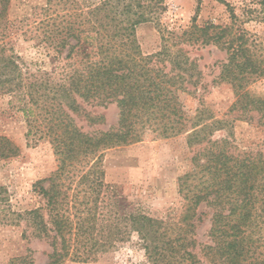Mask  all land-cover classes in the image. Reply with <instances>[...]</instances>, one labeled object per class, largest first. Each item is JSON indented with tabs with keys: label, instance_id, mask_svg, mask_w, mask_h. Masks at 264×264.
I'll use <instances>...</instances> for the list:
<instances>
[{
	"label": "trees",
	"instance_id": "obj_1",
	"mask_svg": "<svg viewBox=\"0 0 264 264\" xmlns=\"http://www.w3.org/2000/svg\"><path fill=\"white\" fill-rule=\"evenodd\" d=\"M53 2L64 5L56 14ZM200 4L191 24L175 31L162 27L166 0L47 1L42 6L47 17L39 24L48 47L58 57L66 53L59 77L58 66L43 77L28 75L22 57L0 40V95L18 100L27 140L49 139L59 160L58 169L34 186L43 204L13 212V224H26L25 238L50 245L47 264L94 260L133 235L151 264H264V149L242 150L229 137L213 138L228 120L202 100L195 117L188 118L181 101L182 93L196 96L207 87L199 56L192 53L215 47L225 54L216 83L229 84L236 97L229 112L247 121L258 117L264 127V99L247 89L264 77L263 41L240 24L233 9L230 24L198 23ZM257 4L247 9L248 19L264 20V0ZM9 5L10 0H0V27ZM150 22L162 33V47L145 54L136 32ZM84 103L116 104L117 124L84 131L76 118L87 113ZM148 130L164 138L188 133V143L197 145L193 170L179 178L187 207L180 223L135 207L105 180V151L140 142ZM20 153L0 133V157ZM203 204L212 210L207 244L195 236L194 220ZM29 259L6 264L33 263Z\"/></svg>",
	"mask_w": 264,
	"mask_h": 264
},
{
	"label": "rangeland",
	"instance_id": "obj_2",
	"mask_svg": "<svg viewBox=\"0 0 264 264\" xmlns=\"http://www.w3.org/2000/svg\"><path fill=\"white\" fill-rule=\"evenodd\" d=\"M47 1L49 0H10L8 18L0 27V40L4 38L8 46L22 57L28 75L43 77L46 72L53 73L55 66H58L59 77L60 70L66 63L63 60L66 53L58 57L48 47L47 42L42 40L43 27L39 24L47 17L42 9ZM76 1L90 5L97 0ZM166 1L168 9L161 17L162 27L175 31L186 29L197 13L198 0ZM257 5V0H201L198 23L212 21L220 25L230 24L233 9L241 18L240 24L263 41L264 46V20L248 19L247 15V9ZM63 7L64 5L53 2L51 13L56 14L55 11ZM136 35L145 54L161 49L162 33L155 22L140 25ZM192 55L199 56L207 87L202 88L196 96L181 94L188 118L195 117L197 109L204 102L218 118L228 120L227 127L216 131L213 138L229 137L242 150H263L264 127L260 125L259 118L247 121L238 119L234 112H229L236 99L234 90L229 84L216 83L218 62L224 60L225 54L210 47L194 51ZM247 89L251 94L264 99V77L249 84ZM19 106L16 98L12 102L9 96L0 95V133L10 137L21 149L17 157H0V264L25 256L33 260L31 264H47L50 245L45 240L32 236L25 238L23 234L26 224H13L17 221L13 212L36 209L43 204L34 186L58 169L59 160L49 139L37 135L30 141L27 140V118ZM84 106L88 115L76 116L84 131H106L117 124L119 110L116 104L84 103ZM90 118L94 121L91 122ZM196 150V144L191 146L188 143V133L164 138L148 130L140 142L105 151V180L108 184L117 186L120 193L135 207L165 221L180 223L187 207L185 198L179 191V178L193 170L192 157ZM3 198L6 200L2 201ZM198 217L194 220L195 236L200 244H207L210 242L212 210L203 204L199 208ZM197 252L199 253V248ZM64 264L151 263L139 245L137 235H133L115 250L100 253L94 260L67 261Z\"/></svg>",
	"mask_w": 264,
	"mask_h": 264
}]
</instances>
